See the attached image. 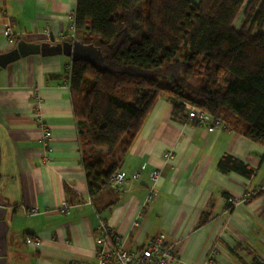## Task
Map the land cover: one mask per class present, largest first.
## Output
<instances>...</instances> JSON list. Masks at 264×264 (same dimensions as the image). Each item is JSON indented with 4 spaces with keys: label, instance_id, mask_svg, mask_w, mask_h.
<instances>
[{
    "label": "crops",
    "instance_id": "1",
    "mask_svg": "<svg viewBox=\"0 0 264 264\" xmlns=\"http://www.w3.org/2000/svg\"><path fill=\"white\" fill-rule=\"evenodd\" d=\"M198 3L200 0H191ZM234 22L239 29L243 12ZM78 0H0V54L18 41L67 35ZM64 55H29L0 70V198L8 203L7 264L95 263L103 218L128 249L163 236L178 264H264V146L225 128L209 131L173 117L161 97L119 170L120 188L91 197ZM52 134L50 150L45 130ZM170 153L169 158L165 155ZM230 156L253 170L224 173ZM158 172V179L153 174ZM138 173L139 177L135 175ZM229 199H246L232 209ZM65 201L69 212H61ZM32 209L39 211L31 215ZM27 238H38L35 248Z\"/></svg>",
    "mask_w": 264,
    "mask_h": 264
},
{
    "label": "trees",
    "instance_id": "2",
    "mask_svg": "<svg viewBox=\"0 0 264 264\" xmlns=\"http://www.w3.org/2000/svg\"><path fill=\"white\" fill-rule=\"evenodd\" d=\"M242 4L78 0L77 39L101 48L106 64L71 62L70 95L91 197L112 186L161 97L173 104L177 120L193 106L264 146V0L248 1L236 29ZM219 168L253 175L230 156Z\"/></svg>",
    "mask_w": 264,
    "mask_h": 264
},
{
    "label": "built area",
    "instance_id": "3",
    "mask_svg": "<svg viewBox=\"0 0 264 264\" xmlns=\"http://www.w3.org/2000/svg\"><path fill=\"white\" fill-rule=\"evenodd\" d=\"M68 25H67V35H63V38L68 42H73L77 39V24H76V12L70 13L68 15ZM2 35L9 43L13 46L16 44V38L14 31L10 24L4 27ZM52 34L47 30L44 33V39L50 42ZM67 81L66 84L70 88V79L72 72V63L67 65ZM185 123H191L193 125L207 128L209 131H221L225 129L226 126L224 122L220 119H215L209 113L202 109L190 106L186 111L185 117L182 120ZM45 147L50 150L52 134L46 129L45 130ZM170 153L165 155V158H169ZM153 180L156 182L158 179V172L154 173ZM136 178L139 177L138 173L135 175ZM125 174L118 170L111 178V187L120 188L125 182ZM246 199H230L229 203L231 208L234 209ZM61 212L68 213L70 207L63 201L60 205ZM39 211L37 209H32L30 214L36 215ZM97 246L93 251L94 257L96 259L95 263L87 264H178L180 263L177 255L176 249L173 244H170L167 239L163 236L156 237L148 241L144 246L136 249H128L122 239L115 233L113 227L109 225L103 218L100 220L97 229ZM26 244L30 247H37L39 245L38 238H27Z\"/></svg>",
    "mask_w": 264,
    "mask_h": 264
},
{
    "label": "water",
    "instance_id": "4",
    "mask_svg": "<svg viewBox=\"0 0 264 264\" xmlns=\"http://www.w3.org/2000/svg\"><path fill=\"white\" fill-rule=\"evenodd\" d=\"M41 54L43 56L64 55L73 61L88 62L106 68L101 48L93 44H86L81 39L73 42H56L52 36L50 42L32 43L20 40L15 48L0 54V70L6 68L20 58L29 55ZM8 203L0 198V264H7V235L9 225L6 221Z\"/></svg>",
    "mask_w": 264,
    "mask_h": 264
},
{
    "label": "rangeland",
    "instance_id": "5",
    "mask_svg": "<svg viewBox=\"0 0 264 264\" xmlns=\"http://www.w3.org/2000/svg\"><path fill=\"white\" fill-rule=\"evenodd\" d=\"M192 82H194V81H192Z\"/></svg>",
    "mask_w": 264,
    "mask_h": 264
}]
</instances>
